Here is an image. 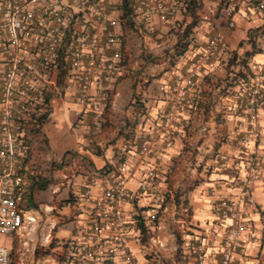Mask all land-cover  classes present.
<instances>
[{
	"label": "built area",
	"instance_id": "obj_1",
	"mask_svg": "<svg viewBox=\"0 0 264 264\" xmlns=\"http://www.w3.org/2000/svg\"><path fill=\"white\" fill-rule=\"evenodd\" d=\"M123 0H0V237L16 233L34 221L23 207L27 182L24 136L33 109L42 107L49 89L57 88L59 75L77 83L76 99L93 108V131L101 128L112 82L123 61L120 30ZM185 0H129L133 18L165 23L179 13ZM264 13V0H228L227 25L235 26L242 12ZM230 51L226 33L208 30L203 43L176 68L168 85L169 102L163 115L148 128L137 130L122 158L106 173L87 179L83 196L90 203V229L81 239H68L63 260L69 264H138L130 247L124 201L151 196L146 220L154 225L167 209V190L160 189L161 163L167 149L185 135V114L199 102V78L213 60ZM245 72V71H244ZM103 76L99 102L93 104L91 88ZM233 76L227 92V115L234 119V153L231 165L216 153L211 188L235 185L239 196L219 197L214 206L222 233L205 234L192 247L195 264H208L220 255V264H240L236 255L245 250L243 235L260 242L255 227L244 216L257 209L249 185H264V143L259 117H264V63L252 62L247 73ZM93 104V105H92ZM226 170L232 172L223 177ZM99 185L100 195L92 193ZM257 209V210H256ZM264 215V209L261 211ZM156 240V239H155ZM157 244L160 243L157 241ZM0 264H12L0 244Z\"/></svg>",
	"mask_w": 264,
	"mask_h": 264
},
{
	"label": "crops",
	"instance_id": "obj_2",
	"mask_svg": "<svg viewBox=\"0 0 264 264\" xmlns=\"http://www.w3.org/2000/svg\"><path fill=\"white\" fill-rule=\"evenodd\" d=\"M198 1L199 5L195 10L197 21L189 36L191 41L187 50L180 56L174 55L173 64L167 62L164 72L149 73L147 78L143 77V85L140 80V59H131L129 47L123 41L120 72L108 91L109 101L104 108L98 131H93L92 127V106L77 102L78 87L72 76L59 75L57 88L49 89V111L45 121L39 122L38 118L43 106L40 108L37 105L33 109L23 133L27 142L24 157L27 191L23 207L29 216L34 217V221L26 223L20 231L3 237L2 243L9 251L12 264H69L63 260L62 255L67 252L63 242L81 239L90 229V203L83 196L85 182L90 177L108 172L122 158L134 133L142 127L148 128L163 115L169 102L167 88L176 68L202 45L208 30L225 31L229 46L234 48L238 45L239 38L244 36L245 29L264 25V13L243 11L237 17L235 26L229 28L225 12L228 0ZM189 18H192L191 15L182 6L179 14L165 23H159L156 19H138L144 24L138 29L152 30L153 33L169 30L174 27L177 19L185 27L190 22ZM259 36L257 35L261 43L256 41L258 50L249 51H253L249 59L264 63V35ZM225 64L223 59L213 60L203 71L199 78L198 105L184 116L185 135L167 149L163 158L159 186L161 192H170L165 214L156 224H149L145 212L152 200L149 195L140 196L133 202L124 201L122 204L131 236L129 247L138 264H164L163 260L168 264H195L192 247L198 238L208 233L219 236L223 232L218 226L214 211L217 199L240 195L235 185L211 188L215 174L208 170L216 153L224 155L230 165L234 153L231 134L234 119L227 115L225 109L230 88L229 80L225 78ZM0 67L2 69L1 61ZM246 73L240 72L244 75ZM218 78H222L220 85L216 84ZM105 84L102 75L95 77L91 88L93 104L99 102ZM205 109L209 110L210 116L203 115ZM203 116L207 117L206 121ZM259 123L261 141L264 143L263 116L259 117ZM198 126L201 129L207 128L208 134L201 135L199 131L192 133L191 129ZM231 176L232 172L229 170L223 174L225 178ZM190 178L194 179L191 186L187 185ZM175 188L181 194L182 205H176L173 200L172 191ZM247 192L255 198L257 209L262 211L264 185L252 183ZM92 193L100 195L99 185L93 187ZM261 211H250L244 216L248 228H256L260 242H251L243 235L245 250L236 255L240 264H264V215ZM139 216L146 226L145 235L141 234L138 227ZM37 220L39 233L36 234L34 228ZM47 222L50 223L49 226ZM173 222L179 225L182 242L178 247L170 229ZM39 236H45V241L41 238L43 242L40 244L48 246V254L37 253ZM145 236L147 240H144ZM177 250L178 258L175 257ZM108 264H117V260ZM208 264H220V255L209 260Z\"/></svg>",
	"mask_w": 264,
	"mask_h": 264
},
{
	"label": "rangeland",
	"instance_id": "obj_3",
	"mask_svg": "<svg viewBox=\"0 0 264 264\" xmlns=\"http://www.w3.org/2000/svg\"><path fill=\"white\" fill-rule=\"evenodd\" d=\"M179 14V13H178ZM154 20V19H152ZM190 22L193 21V18H189ZM194 21H197V16H195ZM189 22V23H190ZM177 23H180V20L177 19V21L174 24V27H171L169 30H160L157 33H153L150 31H147V29H141L139 30L138 27H143L144 24H141L138 19L133 18L132 23L130 24L127 20H121L120 21V30L122 32V35L124 37L123 41L126 43V45L129 47V53L132 56L131 59H140V67L141 69V85L144 83L143 77L147 78L149 73H158V72H164L166 66H168V63H172V59L174 58V55H176L177 51V45L179 42L184 41L182 39V33L184 31V26L182 25L183 23H180L177 25ZM135 26L137 28H135ZM156 31V30H155ZM244 36L239 38L238 45H235L234 48L230 47L229 54L223 59V62H225V74H226V80H232L233 76L237 78L239 72L242 73V71L247 72V66L244 63V57L246 56L247 63L250 67L251 62H253V59H249V51H251L250 44L247 42V39L249 37V32L248 29L244 30ZM259 38H261L259 36ZM255 41H258L261 43V40L259 41L258 37H256ZM242 48H239V47ZM248 51L247 53H245ZM137 55V56H135ZM167 56H170L169 59H167ZM133 61V60H132ZM149 66L150 68L147 69L146 67ZM1 69V67H0ZM220 79L218 78L216 84L220 85ZM222 82V81H221ZM225 82V80H224ZM215 114V112H214ZM205 116H210L209 110L205 109L204 114ZM216 115V114H215ZM203 116V120L206 121L207 117ZM196 125V124H195ZM192 133L198 132L202 134H208V129H201V126H198L197 128H192ZM193 156V155H192ZM194 179L190 178L187 181V185L192 184ZM176 190V191H175ZM173 192V200L176 202V205H182L183 199L180 198L181 194H179V190L175 188ZM183 196V195H182ZM167 201V199H166ZM41 223L43 221H40ZM50 223L47 222V226H49ZM179 225L177 222H173L170 226V229H172V232L174 234V241L178 247V245H181V237L179 235L178 231ZM34 231L39 233V220H37V224H35ZM3 237H0V244H3ZM42 240L45 241V236H41ZM39 236V240H37V253H43V254H48V246L47 245H42L43 241H41ZM144 240L146 239V236L144 237ZM178 240V243H177ZM39 241V242H38ZM39 243V244H38ZM179 250L176 251L175 257L178 258ZM164 264H168L165 260Z\"/></svg>",
	"mask_w": 264,
	"mask_h": 264
},
{
	"label": "trees",
	"instance_id": "obj_4",
	"mask_svg": "<svg viewBox=\"0 0 264 264\" xmlns=\"http://www.w3.org/2000/svg\"><path fill=\"white\" fill-rule=\"evenodd\" d=\"M198 5H199V1L198 0H185L184 1V7L186 8V11L193 18V21L188 23L185 26V28H184V31L182 33V39L184 41L179 42V44L177 45V51H176V55L177 56L182 55L187 50V48H188V46L190 44L191 39L189 38V36H190V34L192 32V28L195 26V21H194L195 12H196L195 10L198 7ZM121 10H122V13L120 15V20H122V21L123 20H127L131 24L134 15H133V11H132V8L130 6L129 0H123L122 1ZM259 30H260V32H259ZM248 32H249V34H248L249 37L247 39V42L250 44L251 49L253 51H255L257 49L255 39H256L257 35L258 36L259 35H264V25L259 26V27L254 28V29H250V30H248ZM251 53L249 52L247 54L251 55ZM246 59H247V57L245 56L243 64L248 66V63H247ZM42 106H43L42 107L43 109L40 111V114H39V117H38L39 118V122L40 121H45L47 119V115H48V111H49V96L48 95L44 98ZM39 186H40L39 188H42V185H39ZM137 221H138V227L140 229L141 234L145 235L146 226L144 225L143 219L139 216ZM177 243H178V240H177Z\"/></svg>",
	"mask_w": 264,
	"mask_h": 264
}]
</instances>
